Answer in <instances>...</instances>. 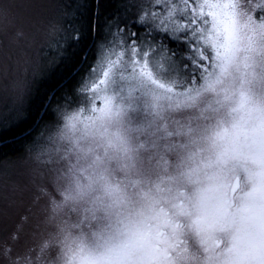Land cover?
<instances>
[{
  "label": "snow or ice",
  "instance_id": "snow-or-ice-1",
  "mask_svg": "<svg viewBox=\"0 0 264 264\" xmlns=\"http://www.w3.org/2000/svg\"><path fill=\"white\" fill-rule=\"evenodd\" d=\"M28 8L0 32V264H264V0Z\"/></svg>",
  "mask_w": 264,
  "mask_h": 264
},
{
  "label": "trees",
  "instance_id": "trees-1",
  "mask_svg": "<svg viewBox=\"0 0 264 264\" xmlns=\"http://www.w3.org/2000/svg\"><path fill=\"white\" fill-rule=\"evenodd\" d=\"M46 60H42V64L47 65V72L42 75L39 81L34 86V91L41 96L50 94L52 91H58L56 85L64 76V68L58 65L59 57L55 53V49L46 50ZM58 65V66H57ZM23 137L20 135V129H13L11 131L4 129L0 134V155H13L21 147Z\"/></svg>",
  "mask_w": 264,
  "mask_h": 264
},
{
  "label": "rangeland",
  "instance_id": "rangeland-1",
  "mask_svg": "<svg viewBox=\"0 0 264 264\" xmlns=\"http://www.w3.org/2000/svg\"><path fill=\"white\" fill-rule=\"evenodd\" d=\"M9 3L13 5L10 11V23H5L2 18H0V32L9 33V39L11 31L15 27L23 25L29 14L30 9L28 4L30 0H9ZM43 39L40 40V44H43ZM0 51H3V47L0 46ZM15 60V56H13ZM43 63V61H41ZM20 73L17 71L15 64H10L6 72H0V115H3L4 111L9 107L10 101L12 99V92L10 88V83L15 79ZM40 77L34 82L35 84L39 81Z\"/></svg>",
  "mask_w": 264,
  "mask_h": 264
}]
</instances>
